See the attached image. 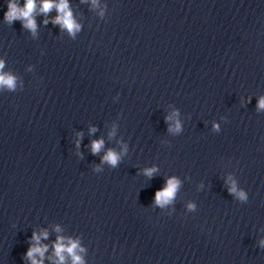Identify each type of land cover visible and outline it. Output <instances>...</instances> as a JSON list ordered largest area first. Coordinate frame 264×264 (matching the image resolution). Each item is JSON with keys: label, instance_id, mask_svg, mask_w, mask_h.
I'll return each mask as SVG.
<instances>
[{"label": "water", "instance_id": "95a60500", "mask_svg": "<svg viewBox=\"0 0 264 264\" xmlns=\"http://www.w3.org/2000/svg\"><path fill=\"white\" fill-rule=\"evenodd\" d=\"M69 4L74 37L41 23L54 9L34 14L35 35L8 24L0 0V60L17 82L0 89V264H28L41 228L50 255L54 225L85 264H264V0ZM121 144L115 167L101 162ZM169 176L174 199L155 207Z\"/></svg>", "mask_w": 264, "mask_h": 264}, {"label": "clouds", "instance_id": "9594fccd", "mask_svg": "<svg viewBox=\"0 0 264 264\" xmlns=\"http://www.w3.org/2000/svg\"><path fill=\"white\" fill-rule=\"evenodd\" d=\"M85 0H81L84 3ZM93 8L97 6V0H88ZM55 10L56 15L49 19H44L41 23L47 24L51 22L53 25H58L60 30L65 31L69 37H74L80 30V25L74 19L69 0H23L21 4L19 0H6L5 10L2 13L3 20L10 24L13 20H20L23 28L27 29L32 35H35L36 23L34 20L35 13L47 14L51 10ZM17 86L16 77L12 74L3 71V61L0 60V89L15 91ZM257 110H264V95L257 98ZM178 113L173 110L170 114L164 117L167 124V131L170 133H179L181 131V123L177 119ZM212 130L218 132L219 126L217 123L212 124ZM95 131V128H90L89 132ZM113 133L110 131L109 136ZM75 145L79 148V136L77 133ZM103 146V141L96 139L90 142V152L95 155ZM126 146L121 144L120 152L108 149L101 157L102 163H107L111 167H115L120 160L121 155L125 152ZM79 154V153H78ZM98 170V169H97ZM156 171L155 166L145 168L142 174L149 179L152 178ZM228 185L227 191L233 194L240 201L246 200V194L243 190H239L235 181L231 176L226 178ZM180 181L174 176H169L164 179L163 185L154 190L152 204L155 207L163 208L169 205L174 199L175 193L179 187ZM189 211L194 210L195 205L189 202L186 205ZM53 231L57 233L55 239L50 242L51 254L45 256L49 250V244L42 243V240L48 239L47 229L41 228L39 231L33 230L27 237V247L22 255V260L28 261V264H44L47 259L50 264H85L82 253L85 251L80 245L79 239L59 235L61 229L59 226H53ZM260 247H264V239L259 242Z\"/></svg>", "mask_w": 264, "mask_h": 264}]
</instances>
